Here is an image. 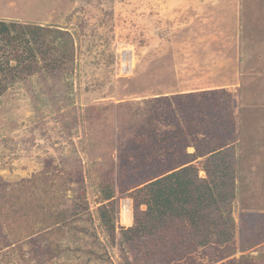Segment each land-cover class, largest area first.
I'll return each instance as SVG.
<instances>
[{
  "label": "rangeland",
  "instance_id": "obj_1",
  "mask_svg": "<svg viewBox=\"0 0 264 264\" xmlns=\"http://www.w3.org/2000/svg\"><path fill=\"white\" fill-rule=\"evenodd\" d=\"M243 9L256 24L264 18V0H0V20L59 27L74 53L68 71L39 63L0 96V183L64 175L58 209L81 215L61 236L17 212L13 234L0 223V264H154L150 235L120 240L134 226L133 186L203 149L178 132L209 105L219 111L214 136H233L244 153L236 199L213 207L235 227L219 251L199 248L172 264H264V26L241 33ZM199 104V113L174 112ZM203 159L192 162L200 177ZM104 204L116 210L115 240L100 218Z\"/></svg>",
  "mask_w": 264,
  "mask_h": 264
},
{
  "label": "trees",
  "instance_id": "obj_2",
  "mask_svg": "<svg viewBox=\"0 0 264 264\" xmlns=\"http://www.w3.org/2000/svg\"><path fill=\"white\" fill-rule=\"evenodd\" d=\"M246 9L242 12L243 34L249 28L264 26L263 17L257 19L258 24L249 20L245 14ZM67 34L59 27L0 20V96L24 74L33 73L39 63L47 64L48 69L54 72L68 71V63L73 62L74 53L70 49ZM58 62L64 68L58 66ZM215 106L209 105L210 108L204 109L200 117L194 116L178 132V138L188 146H193V141L203 140V149L190 155V160L185 165L172 168L171 172L148 177L141 184L133 186L136 188L131 194L135 204L134 226L123 230L120 240L123 244L131 242L132 232L137 236L143 231L144 236L150 235L149 262L172 264L179 257L192 255L199 248L205 250L210 247L219 251V247L231 241V233L235 227L229 220L231 215L217 217L213 207L219 206L221 202L226 206L233 204L238 179L240 176L245 178L246 167L242 164L244 153L240 157L238 147L232 143L233 136L229 135L227 139L214 136L212 127L216 123H212V120H219V111ZM178 109L186 113L193 109L199 113L202 107L200 104L197 107L177 106L174 112H178ZM226 116L230 114L226 113ZM229 119L234 120L233 117ZM201 157L204 158L202 169L206 172V177H200L199 167L192 163ZM243 178L242 184L245 182ZM64 179V175L45 172L37 180L18 182L17 187L13 182L0 183V207L5 202L9 206L1 207L4 212L0 211V223L7 229L12 225L13 234L17 230L15 228L21 225L16 223L13 229V221L8 220L20 212L26 220H31L32 216L34 221L42 223L36 228L37 231L53 226L62 233L61 236L68 235L67 230L71 232L73 228L72 225L67 229L71 224L70 218L74 216L78 219L81 215L77 209H58L65 202L57 195L67 188ZM8 185L13 186V189L5 190ZM113 197L114 190H110L103 199L110 200ZM144 205L147 206L145 210L142 209ZM220 207L221 205L219 210ZM6 208H10L9 213L5 211ZM100 210L102 224L107 234L115 240L116 210L114 207L107 208L106 204ZM2 217L6 222L2 221ZM3 235L5 234L0 230V237ZM24 235L27 234H21L19 239ZM190 235L192 238H189ZM19 239L15 237L10 242L14 245L15 242L12 241ZM7 242L8 240L5 241ZM54 247L58 251L60 245L55 243ZM236 251L237 248H233L232 252ZM144 255L142 254V259ZM135 264L145 262L137 259Z\"/></svg>",
  "mask_w": 264,
  "mask_h": 264
},
{
  "label": "built area",
  "instance_id": "obj_3",
  "mask_svg": "<svg viewBox=\"0 0 264 264\" xmlns=\"http://www.w3.org/2000/svg\"><path fill=\"white\" fill-rule=\"evenodd\" d=\"M128 215H129L128 209H126V211L121 212V216L124 218L127 217Z\"/></svg>",
  "mask_w": 264,
  "mask_h": 264
},
{
  "label": "bare ground",
  "instance_id": "obj_4",
  "mask_svg": "<svg viewBox=\"0 0 264 264\" xmlns=\"http://www.w3.org/2000/svg\"><path fill=\"white\" fill-rule=\"evenodd\" d=\"M124 53H125V52H124ZM126 53H127V51H126ZM128 57H129V60H130L133 56H131V54H130V56L128 55ZM126 65H127V64H126ZM126 65H125V66H126ZM130 67H131V66H130ZM127 68H128V67H127ZM128 70H129V69H128ZM128 70H127V71H128ZM127 205H128V204H127Z\"/></svg>",
  "mask_w": 264,
  "mask_h": 264
},
{
  "label": "crops",
  "instance_id": "obj_5",
  "mask_svg": "<svg viewBox=\"0 0 264 264\" xmlns=\"http://www.w3.org/2000/svg\"><path fill=\"white\" fill-rule=\"evenodd\" d=\"M240 184V183H239Z\"/></svg>",
  "mask_w": 264,
  "mask_h": 264
}]
</instances>
